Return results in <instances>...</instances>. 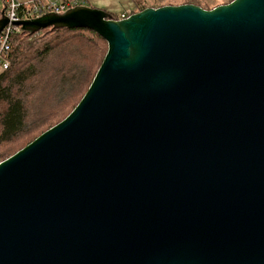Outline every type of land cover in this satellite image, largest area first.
Returning a JSON list of instances; mask_svg holds the SVG:
<instances>
[{
  "label": "water",
  "instance_id": "water-1",
  "mask_svg": "<svg viewBox=\"0 0 264 264\" xmlns=\"http://www.w3.org/2000/svg\"><path fill=\"white\" fill-rule=\"evenodd\" d=\"M16 24L108 49L77 106L0 162V264H264V0Z\"/></svg>",
  "mask_w": 264,
  "mask_h": 264
},
{
  "label": "trees",
  "instance_id": "trees-1",
  "mask_svg": "<svg viewBox=\"0 0 264 264\" xmlns=\"http://www.w3.org/2000/svg\"><path fill=\"white\" fill-rule=\"evenodd\" d=\"M134 2L132 13L150 6L145 0ZM184 3L203 7L196 0H185ZM112 16L120 18L118 14ZM107 49L108 44L101 36L85 28L49 27L31 31L22 27L21 32L14 34L6 56L9 67H0V145L10 146L40 128L44 129L42 134L62 121L88 90ZM43 74L52 83L51 95L58 104L44 110L40 123L30 128L28 100L36 88L35 82ZM35 136L29 137L32 139L25 146ZM6 153L7 150L1 151L0 156Z\"/></svg>",
  "mask_w": 264,
  "mask_h": 264
},
{
  "label": "built area",
  "instance_id": "built-area-1",
  "mask_svg": "<svg viewBox=\"0 0 264 264\" xmlns=\"http://www.w3.org/2000/svg\"><path fill=\"white\" fill-rule=\"evenodd\" d=\"M84 0H4V17L9 22L0 34V67L8 69L9 61L6 56L11 49V38L22 31V26L16 23L34 20L45 14H63L71 8L83 5ZM132 13V12H131ZM130 12H123L119 19L126 18Z\"/></svg>",
  "mask_w": 264,
  "mask_h": 264
},
{
  "label": "rangeland",
  "instance_id": "rangeland-1",
  "mask_svg": "<svg viewBox=\"0 0 264 264\" xmlns=\"http://www.w3.org/2000/svg\"><path fill=\"white\" fill-rule=\"evenodd\" d=\"M184 1L185 0H145V3L150 5L149 7H153V6L159 7V5L163 6L164 4H168V5L184 4ZM196 1L202 4L203 8L212 9L218 5L229 3L232 0H196ZM35 86L36 88L28 100L29 110H30V116H29L30 128H34L40 123L42 117L44 116L43 114L44 110L49 108L50 105L52 104L53 105L58 104V100L55 101L53 100V97L51 95L52 83L47 80L46 74H43L38 78V80L35 82ZM43 130L44 129L40 128L39 130H36L34 133L30 134L28 138L27 137L21 138L16 143L11 144L10 146L9 144L0 145V152L7 150L5 156L3 157L0 156V162L3 161L8 156L17 152L23 146H25L27 141H30L32 139L29 137H33L35 135H36L35 137H37L38 135H40V133ZM10 148L11 150H9Z\"/></svg>",
  "mask_w": 264,
  "mask_h": 264
},
{
  "label": "crops",
  "instance_id": "crops-1",
  "mask_svg": "<svg viewBox=\"0 0 264 264\" xmlns=\"http://www.w3.org/2000/svg\"><path fill=\"white\" fill-rule=\"evenodd\" d=\"M26 1V0H20ZM4 0H0V21L3 19ZM83 5L92 6L108 11L111 14L121 15L123 12H132L135 9L134 0H84Z\"/></svg>",
  "mask_w": 264,
  "mask_h": 264
}]
</instances>
